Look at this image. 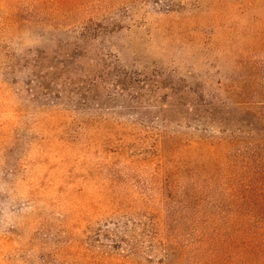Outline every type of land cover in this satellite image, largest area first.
I'll return each instance as SVG.
<instances>
[{
    "label": "rangeland",
    "instance_id": "rangeland-1",
    "mask_svg": "<svg viewBox=\"0 0 264 264\" xmlns=\"http://www.w3.org/2000/svg\"><path fill=\"white\" fill-rule=\"evenodd\" d=\"M261 60L264 0H0V264H158L173 90Z\"/></svg>",
    "mask_w": 264,
    "mask_h": 264
},
{
    "label": "trees",
    "instance_id": "trees-1",
    "mask_svg": "<svg viewBox=\"0 0 264 264\" xmlns=\"http://www.w3.org/2000/svg\"><path fill=\"white\" fill-rule=\"evenodd\" d=\"M227 78L170 97L180 124L217 136L158 137L161 167L174 169L162 189L170 206L158 264H264V60ZM177 151L189 158L176 161ZM130 239L115 244L137 254Z\"/></svg>",
    "mask_w": 264,
    "mask_h": 264
}]
</instances>
